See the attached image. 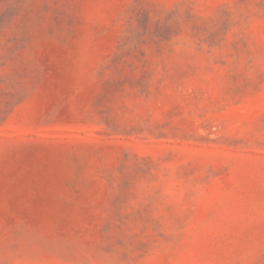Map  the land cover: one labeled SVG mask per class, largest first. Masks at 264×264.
Returning <instances> with one entry per match:
<instances>
[{
  "label": "rangeland",
  "instance_id": "obj_1",
  "mask_svg": "<svg viewBox=\"0 0 264 264\" xmlns=\"http://www.w3.org/2000/svg\"><path fill=\"white\" fill-rule=\"evenodd\" d=\"M0 264H264V0H0Z\"/></svg>",
  "mask_w": 264,
  "mask_h": 264
}]
</instances>
